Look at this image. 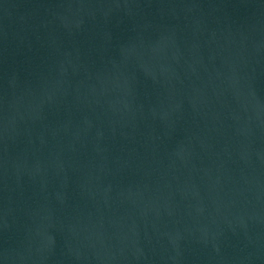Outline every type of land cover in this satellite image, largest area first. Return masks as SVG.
Returning a JSON list of instances; mask_svg holds the SVG:
<instances>
[{
	"label": "water",
	"instance_id": "1",
	"mask_svg": "<svg viewBox=\"0 0 264 264\" xmlns=\"http://www.w3.org/2000/svg\"><path fill=\"white\" fill-rule=\"evenodd\" d=\"M0 264H264V0H0Z\"/></svg>",
	"mask_w": 264,
	"mask_h": 264
}]
</instances>
